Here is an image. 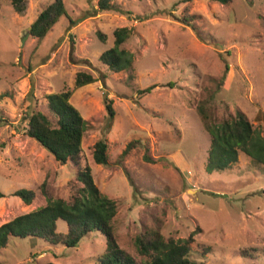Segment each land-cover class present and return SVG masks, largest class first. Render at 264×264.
Returning <instances> with one entry per match:
<instances>
[{
    "label": "rangeland",
    "instance_id": "1",
    "mask_svg": "<svg viewBox=\"0 0 264 264\" xmlns=\"http://www.w3.org/2000/svg\"><path fill=\"white\" fill-rule=\"evenodd\" d=\"M51 1L25 0L17 12L0 0V225L44 205L42 183L67 198L75 169L26 136L25 120L83 70L96 81L70 98L87 122L76 168L87 162L99 191L117 201L119 247L146 264L134 246L145 228L174 240L194 232L193 264H264V166L240 153L207 172L210 138L198 111L204 104L207 122L218 123L239 110L264 137V0H116L105 12L94 11L97 0H62L66 14L37 43L29 28ZM122 27L132 65L113 73L99 55ZM104 96L115 110L110 128ZM98 139L108 143L105 166L92 158ZM23 188L35 193L29 205L14 195ZM104 250L97 231L73 248L10 238L0 264H98Z\"/></svg>",
    "mask_w": 264,
    "mask_h": 264
},
{
    "label": "trees",
    "instance_id": "2",
    "mask_svg": "<svg viewBox=\"0 0 264 264\" xmlns=\"http://www.w3.org/2000/svg\"><path fill=\"white\" fill-rule=\"evenodd\" d=\"M15 11L22 12L25 0H8ZM116 0H97L94 11L105 12L115 8ZM227 4L231 0H210ZM62 0H52L36 16L30 25V35L40 43L62 15H65ZM100 39L104 34L97 32ZM129 36L126 27L113 31V46L99 55V61L110 72L117 73L132 65L131 55L122 45ZM96 78L87 71H78L73 87L44 96L46 112L33 109L25 120L24 134L37 146L43 148L61 166L75 169L74 179L69 182L66 199L54 196L49 187L42 183L40 191L45 196V204L27 213L20 214L0 225V249L7 246L10 238H35L49 246L76 247L79 241L92 231L100 233L105 240V250L97 257L98 264H138L117 243L112 225L118 204L96 187L90 165L85 162L77 169L82 151V140L87 122L80 111L70 102L75 90L93 83ZM152 86L137 90L138 95L150 92ZM107 114V128L115 116L112 100L104 96ZM205 129L210 138L206 157L207 172L222 170L238 161L243 153L250 161L264 166V137L253 128L246 116L239 110L234 116L218 123L209 119L205 106L199 105ZM264 115V112L258 111ZM93 161L98 165H108V143L98 139L93 144ZM145 159H148L147 157ZM149 160V159H148ZM14 195L23 203H32L35 193L31 189H18ZM3 194L0 192V197ZM63 228L60 229V224ZM192 232L181 240L164 237L157 228H145L134 237V246L139 255L148 258L146 264H193ZM207 249H204V252Z\"/></svg>",
    "mask_w": 264,
    "mask_h": 264
},
{
    "label": "water",
    "instance_id": "3",
    "mask_svg": "<svg viewBox=\"0 0 264 264\" xmlns=\"http://www.w3.org/2000/svg\"><path fill=\"white\" fill-rule=\"evenodd\" d=\"M29 30H30V28H29ZM27 35H28V32L26 33V35L24 36V38L27 37ZM24 38L22 39V44L24 42Z\"/></svg>",
    "mask_w": 264,
    "mask_h": 264
}]
</instances>
